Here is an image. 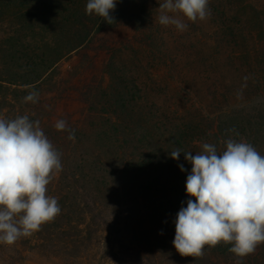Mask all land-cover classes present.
Wrapping results in <instances>:
<instances>
[{
  "label": "trees",
  "instance_id": "obj_1",
  "mask_svg": "<svg viewBox=\"0 0 264 264\" xmlns=\"http://www.w3.org/2000/svg\"><path fill=\"white\" fill-rule=\"evenodd\" d=\"M86 3L0 0V118L38 120L62 164L47 186L60 213L32 235L0 243V264H103L101 255L109 264H262L260 245L239 258L221 242L193 258L173 244L177 213L195 198L186 192L192 165L184 152L172 159V150L195 155L210 143L222 152L233 139L264 155V103L252 110L247 101L245 31L225 24L219 42L214 12L206 28L185 19L186 31L173 30L158 22L159 0H116L108 23L88 15ZM256 19L263 74L257 94L264 101V19ZM118 25L140 33L126 45L99 46L106 56L102 80L81 82L82 113L65 120L75 132L70 140L54 118L86 62L70 81L59 66ZM228 44L233 51L222 53ZM33 90L38 102L25 103Z\"/></svg>",
  "mask_w": 264,
  "mask_h": 264
},
{
  "label": "clouds",
  "instance_id": "obj_2",
  "mask_svg": "<svg viewBox=\"0 0 264 264\" xmlns=\"http://www.w3.org/2000/svg\"><path fill=\"white\" fill-rule=\"evenodd\" d=\"M116 0H87L85 11L95 13L108 23ZM158 22L183 32L184 22L207 19L209 0H159ZM39 93L30 91L24 102H38ZM58 131L75 132L65 120H57ZM232 131H235L234 129ZM238 135V133H237ZM201 151L175 149L170 157L179 161L181 152L192 165L186 180L189 197L175 219L173 244L183 257H202L205 246L221 242L228 251L244 258L264 244V156L251 144L233 139L226 150L203 143ZM181 171H187L183 164ZM62 170L61 154L54 148L40 122L27 115L0 118V243L12 245L53 220L61 211L58 200L47 195L54 173ZM163 234V233H161Z\"/></svg>",
  "mask_w": 264,
  "mask_h": 264
},
{
  "label": "rangeland",
  "instance_id": "obj_3",
  "mask_svg": "<svg viewBox=\"0 0 264 264\" xmlns=\"http://www.w3.org/2000/svg\"><path fill=\"white\" fill-rule=\"evenodd\" d=\"M209 8L211 12H214L215 17H213V24L215 28L219 30L218 38L219 42L224 40L223 31H220L224 28L225 24H229L236 28L240 26L245 31L244 41L246 42V49L250 52L247 65L245 67L244 73L247 77V94H248V104L252 110L258 108V105L264 103V101L259 98L262 97L261 92H258V86L260 85L262 89V68L261 63L257 61L255 56V50L259 48V40L255 35V27H260L262 24L257 20V16H261L264 19V0H209ZM182 19L183 18L181 16ZM203 25L206 28V19L203 20ZM174 27V26H172ZM173 30H177L175 27ZM140 33L139 29H136L131 26L118 25L115 28L108 30L103 36L100 37L97 44H94L90 50L81 51L76 56H72L67 60H64L60 66L59 70L62 73V78L64 81H70L75 74V69L81 62V60L86 62V67L82 70L81 78L76 77L71 80V84L68 85L71 89L65 99L60 102L56 116L54 118V123L57 120H66L68 117L78 118L82 113L84 108L83 103L80 99L79 92L83 89L81 82L92 81L100 82L103 75V66L105 64L106 56L101 55L98 51V48L101 44L108 46L114 45H126L129 42H133L134 39L138 37ZM232 35L227 39L231 40ZM234 39V38H233ZM235 41V40H234ZM233 43V42H232ZM231 43V44H232ZM231 50L230 45L228 44L225 50L223 45L220 46V51L225 53V51ZM86 57V59H85ZM92 68V69H91ZM259 84V85H258ZM263 93V92H262ZM263 153L264 150L262 149ZM264 156V155H263ZM262 254L264 255V244H261ZM99 258H102L101 261L103 264H109V259H103V255ZM26 264H53L44 260H35L28 261ZM111 264V263H110ZM264 264V261L262 262Z\"/></svg>",
  "mask_w": 264,
  "mask_h": 264
}]
</instances>
